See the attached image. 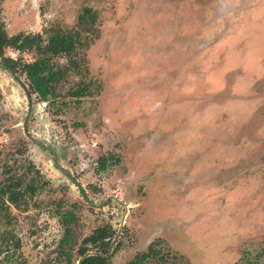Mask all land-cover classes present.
<instances>
[{
	"label": "rangeland",
	"instance_id": "rangeland-1",
	"mask_svg": "<svg viewBox=\"0 0 264 264\" xmlns=\"http://www.w3.org/2000/svg\"><path fill=\"white\" fill-rule=\"evenodd\" d=\"M0 21L10 36L79 35L50 56L57 96L34 100L29 129L66 166L90 165L76 177L105 202L87 206L26 139L25 93L1 73L0 182L32 161L48 183L0 223V245L10 230L27 264H48L57 210L75 206L73 238L112 223L133 243L125 259L149 247L150 264H264V0H0Z\"/></svg>",
	"mask_w": 264,
	"mask_h": 264
},
{
	"label": "flooded vegetation",
	"instance_id": "flooded-vegetation-1",
	"mask_svg": "<svg viewBox=\"0 0 264 264\" xmlns=\"http://www.w3.org/2000/svg\"><path fill=\"white\" fill-rule=\"evenodd\" d=\"M82 17L84 18V16H81V18ZM51 31L52 30L49 31V34L46 36V38L43 37V34L18 33L10 36L6 32L3 22L0 21V32L2 35H5L6 39H11L12 37L17 35H21V37L38 36V45L33 46L32 49L24 50H36L37 58L39 56L38 46L43 47L47 44L48 37L51 35ZM8 49L16 50L18 53L24 51H20L12 46H6L3 48L2 57H0V76L1 73H5L11 76L15 80V82L19 86H21L23 92L25 93L26 113L23 119V123L21 124V129L24 136L43 154L47 155L48 159L51 160L52 168L57 173L62 175L69 185H72L76 189L79 194V198L87 206L96 210H100L105 206L104 204L103 207H101V205L105 202L103 201L100 204V202L98 203L97 201L93 200V198L89 196L87 189L84 188L83 184L76 177V171H74V168H80V171H83L90 165L85 164V162H83V159H81L79 160V163L76 164V166H73L71 165L72 159L70 158L68 160V162L70 163V167L66 166L62 160L63 150H60V148L57 149L55 146H52L50 139L40 140L36 136L32 135L31 130L29 129V119L35 105L34 100H37V102L44 105L47 103H51L54 99L52 101L40 100L38 93L31 88L26 75L21 71L23 64L27 63H21L19 59H15L12 56L6 55L5 52ZM50 56L51 54H48L47 61L49 60ZM18 72L24 75L27 84H23L22 80L17 77ZM63 144L64 143L59 146L62 147ZM101 158L103 157H99L98 162L96 161V164L98 165L97 171L103 170L106 166L105 161V166L103 168H100ZM23 162L24 161L19 163V169L15 170L14 172H12V170H10L9 168V170L4 174L3 182H0V223L6 226L12 225L14 219V209H19L20 206L27 204L30 201V198H32L36 193H39L41 190H43L48 183L45 175L38 167L35 166L32 161H28L24 168ZM3 173L4 172H2V174ZM74 208L75 206H73V208L71 209L73 210ZM72 210H57L61 223L60 226L63 230V233L57 243L51 246L50 251L52 254H50L51 256L48 264H150L151 258L155 256L150 254V252H155L153 250L151 251V248L147 247L145 251L133 255L130 259L123 258L127 255L126 252L130 249L128 247L133 245V243L132 241L120 238L123 230L121 231L120 235H118L116 226L112 223L96 227L91 236L88 238L81 240L74 239L73 227L76 223V219ZM16 211L24 212L22 210ZM127 212H129L128 214H130L131 211L127 210ZM122 227H126V221L123 222ZM4 233H6V241L4 242V245H0V264H27L26 258L23 257L19 252L20 240L13 234H11L10 230L9 232L6 231Z\"/></svg>",
	"mask_w": 264,
	"mask_h": 264
},
{
	"label": "trees",
	"instance_id": "trees-1",
	"mask_svg": "<svg viewBox=\"0 0 264 264\" xmlns=\"http://www.w3.org/2000/svg\"><path fill=\"white\" fill-rule=\"evenodd\" d=\"M89 11V10H88ZM87 11V14L89 13ZM93 15H88V20L80 17L79 24L85 25L93 22ZM51 35L48 37L47 44L43 47L38 46L39 56L32 62L23 64L22 72L26 75L31 88L36 91L42 101H49L56 98L57 82L60 80L63 71L52 70L49 67L47 56L65 55L71 56V54L82 44L80 37L76 33H64L61 31H51ZM37 37H21L17 35L11 39H6L5 35L0 32V57H2L3 48L6 46H12L20 51L32 49L33 46L38 45ZM87 87L79 88L74 96H81L85 93ZM100 168L105 166V159H100Z\"/></svg>",
	"mask_w": 264,
	"mask_h": 264
}]
</instances>
